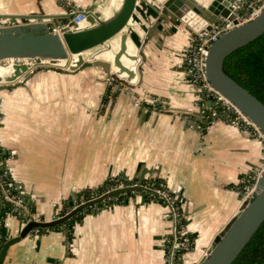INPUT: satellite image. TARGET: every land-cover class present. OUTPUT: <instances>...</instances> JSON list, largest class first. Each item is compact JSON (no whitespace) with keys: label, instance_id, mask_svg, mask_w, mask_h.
Wrapping results in <instances>:
<instances>
[{"label":"crops","instance_id":"obj_1","mask_svg":"<svg viewBox=\"0 0 264 264\" xmlns=\"http://www.w3.org/2000/svg\"><path fill=\"white\" fill-rule=\"evenodd\" d=\"M64 2L91 8L95 1ZM140 8L137 20L149 21L144 27L151 36L139 88L106 98L109 84L98 68L80 75L41 71L28 82L5 83L11 89L0 92V141L6 155L16 152L12 177L46 222L85 190L122 175L138 180L143 169L160 170L146 180L157 179L179 198L195 244L187 264H194L239 211L244 188L264 166V149L251 130L204 113L211 104L184 64L192 31L171 23L157 28L151 8ZM65 9L61 0H0L4 15H59ZM150 96L165 106L154 109L145 101ZM138 198L86 212L71 240L55 228L29 236L11 248L6 263L164 264L167 208ZM4 220L18 235L17 218Z\"/></svg>","mask_w":264,"mask_h":264},{"label":"water","instance_id":"obj_2","mask_svg":"<svg viewBox=\"0 0 264 264\" xmlns=\"http://www.w3.org/2000/svg\"><path fill=\"white\" fill-rule=\"evenodd\" d=\"M61 1L66 6L64 14H0V24L3 26L0 28V60H32V64L3 65L6 72L0 74V92L11 89L5 83H15L22 77L28 82L41 71L76 74L90 68L102 70L107 83L114 80L131 89L139 88V80L146 65L144 49L148 39L140 44L136 30L142 28L143 24L134 21L139 17L138 12L141 14L140 6L148 5L154 14H150L156 21L154 26L158 28L165 23L182 24L192 31L194 37L207 36L220 23L229 22L233 25L232 29L211 45L206 74L215 90L264 133V103L224 69L225 61L232 53L264 35V8L256 18L242 24L239 19L251 11L245 4L248 0H160L154 5L147 3V0H122L119 8H115L109 16L102 15L96 6L82 8ZM152 1L155 3L157 0ZM85 9L86 12L83 11ZM79 15L85 19L75 29H65L62 34L53 32L65 24L73 26L70 20ZM12 22L17 25L9 26ZM146 35L147 38L151 36L149 33ZM113 40L120 43L113 59L101 58L102 54L110 55ZM129 41L136 49L135 54L129 53ZM94 50L97 52L85 58L86 53ZM123 58L133 66L124 65ZM45 63L49 66L42 68ZM32 66L38 67L37 71H32ZM159 171L143 169L138 176L137 186L124 191L142 192L138 199L146 203L143 183L148 174H158ZM124 191H115L83 204L59 220L28 222L18 235L9 238L2 247L0 264H7L11 248L29 238L34 229L58 227L88 207ZM263 224L264 174L256 184L254 199L243 202L239 211L216 236L210 247V256L200 264H234Z\"/></svg>","mask_w":264,"mask_h":264},{"label":"built area","instance_id":"obj_3","mask_svg":"<svg viewBox=\"0 0 264 264\" xmlns=\"http://www.w3.org/2000/svg\"><path fill=\"white\" fill-rule=\"evenodd\" d=\"M237 1L243 2V0ZM255 3H249L248 1L245 2L246 6H248L251 11L247 19L243 20L242 17L239 19L240 23L243 24L249 22L261 13L264 8V0H258L255 1ZM83 11L86 12L87 9ZM84 19L85 17L81 15L73 17L70 20V23H72L73 26L65 24L62 27L54 29L53 32L62 34L65 29L69 28L73 30ZM232 28L233 25L231 23L224 22L215 25L213 30L207 36H196L185 52L184 64L192 84L199 89L201 94H205L207 100L211 104L210 108L204 109V113L208 112L209 117L214 120H222L230 125L251 130L260 140L264 149V133L251 123L230 101L215 90L206 74L211 45L216 42L222 34ZM11 61L13 65L26 64L28 61L32 64V60L27 61L23 58H15L12 60H0V65L9 64ZM145 101L156 110L158 107L165 106L164 100L157 97L150 96ZM159 112L161 113V110ZM15 154V151H11L9 155H6L0 141V200L2 201L0 209L5 210V218L7 216H15L17 218L20 224V232L28 222H44V220L35 210L32 209L31 204H29L27 198L21 190V187L12 177L9 163ZM262 174H264V166L256 171L252 181L244 188V191L242 192L241 205L246 200L254 199L256 184ZM114 181L115 182L112 185L108 186L100 193H93L89 197L82 196L79 200L75 199L71 208L65 212H57L52 221L64 218L72 210L83 204L99 199L100 197L111 194L115 191H124L127 188L137 186L138 184V181L130 183L128 180L120 177L116 178ZM143 186L146 198L151 202H160L164 204L168 211L170 230L165 243L164 264H184L188 254L194 249V239L187 231L186 215L180 204L179 198L168 187L159 183L157 179L145 180ZM128 193H132V197L136 195L140 197L142 194V192L139 191H124L118 193L108 198V203H104L103 208L107 209L112 205L119 204L122 198L128 196ZM41 230L42 229L39 228L34 229L30 236L35 238L39 237L42 234ZM6 233L7 236L5 241H3L2 235L0 234V250L5 242L14 236L8 229L6 230ZM209 256L210 248L203 253L198 264H200L203 259H207Z\"/></svg>","mask_w":264,"mask_h":264},{"label":"trees","instance_id":"obj_4","mask_svg":"<svg viewBox=\"0 0 264 264\" xmlns=\"http://www.w3.org/2000/svg\"><path fill=\"white\" fill-rule=\"evenodd\" d=\"M224 69L226 73L237 81L244 88L249 90L254 96H256L261 102L264 103V35L248 44L247 46L238 49L232 53L225 61ZM111 88L108 90L110 93ZM116 94H114L115 96ZM203 98L207 100L205 94H202ZM107 99L104 98L106 103ZM122 179L128 180L130 183L136 182V179L129 180L126 176H120ZM115 179L108 180L104 185L97 189H88L76 196L70 197L64 205L62 212L67 211L72 207L75 199L79 200L82 196L89 197L93 193H100L108 186L112 185ZM161 183L160 181H158ZM132 193H128V196L122 198L119 204L125 203L132 197ZM147 199V198H146ZM147 201H150L147 199ZM104 203H108V200L102 201L97 205L88 207L87 209L79 212L65 223L55 227V229H64L67 233L68 240L72 239V232L75 224L82 220V217L86 212H94V210L103 209ZM32 209L35 208L31 205ZM5 210L0 209V234L3 241L6 240V226H5ZM52 230L54 228H51ZM51 229H42L41 233H45ZM193 238V237H192ZM194 239V238H193ZM6 243V242H5ZM4 246V245H3ZM234 264H264V224L255 234L251 242L241 253Z\"/></svg>","mask_w":264,"mask_h":264},{"label":"rangeland","instance_id":"obj_5","mask_svg":"<svg viewBox=\"0 0 264 264\" xmlns=\"http://www.w3.org/2000/svg\"><path fill=\"white\" fill-rule=\"evenodd\" d=\"M95 2L93 3L94 5L93 6H96L97 8H98V10L102 13V15H104V16H109L112 12H114V10H115V8L117 9V7H118V5L116 4V0H94ZM248 2L250 3V2H252V3H255V0H248ZM256 4V3H255ZM141 10V13H142V9H140ZM138 14H139V16L141 15L139 12H138ZM249 14H250V11L247 13V14H245L244 16H242V19L244 20V19H247L248 17H249ZM142 16V15H141ZM150 17V16H149ZM145 20H143V19H135L136 20V22H138V23H140V24H143V27L142 28H139L138 29V31H142L141 33H142V37H140L139 38V40H140V44L142 45V44H144V41L146 40V33H147V30H146V28L144 27V26H146V27H148V25L146 24V25H144L145 23H149V21L146 19V18H144ZM147 21V22H146ZM134 23H135V21H134ZM17 24L16 23H14V22H12V23H10V25L9 26H16ZM3 26L0 24V28H2ZM140 29H142V30H140ZM137 30H136V32H138ZM135 32V31H134ZM114 42H116V43H118L119 45H120V43L118 42V41H116V40H113V42L111 43V44H113ZM95 52H97V50H94V51H92V52H89V53H86L84 56H85V58H87V57H89V56H92V54H94ZM71 58V57H70ZM32 62V61H31ZM49 65H47V64H44V65H42V68H47ZM38 68V67H37ZM37 68L36 67H33L32 66V71H37ZM56 68H58V67H56ZM68 68V67H67ZM66 68V69H67ZM90 69H92V68H90ZM90 69H87L88 71L90 70ZM100 72H102V70H100V69H98ZM42 72H49V71H42ZM83 72H85V71H82V72H80V73H78L79 75L80 74H82ZM90 72V71H89ZM49 73H52V72H49ZM95 74H97V73H95ZM94 76H98V75H94ZM15 84H18V83H15ZM109 84V88H111V90L112 91H110V93H109V95H107L106 96V98H109V97H111L110 99H112L113 97H115L114 96V94H117L119 91H120V89L121 90H125V91H132V89L131 88H128V87H126V86H124V85H122V84H119V83H117L116 81H114V80H111V82L110 83H108ZM136 86V85H135ZM241 199H242V197H241ZM7 230V229H6ZM195 245V244H194ZM208 250V249H207ZM205 252V251H204ZM198 262L199 261H197V262H195L194 264H198ZM190 264H192V263H190Z\"/></svg>","mask_w":264,"mask_h":264},{"label":"bare ground","instance_id":"obj_6","mask_svg":"<svg viewBox=\"0 0 264 264\" xmlns=\"http://www.w3.org/2000/svg\"><path fill=\"white\" fill-rule=\"evenodd\" d=\"M121 1H122V0H116V4L118 5L117 9L119 8V6H120V4H121ZM101 14H102V13H101ZM3 22L5 23V22H7V21H4V20H3ZM118 48H119V44L116 43V42H114V43L112 44V51H111L110 55H108V54H102L100 57L103 58V59H108V60L111 61V60L113 59V57H114L113 54H114L115 52L118 51ZM135 51H136V49H135L134 45L132 44V42L129 41V53H131V54H135ZM12 59H14V58H10V60H12ZM23 59H24V58H23ZM25 60L28 61V59H25ZM47 62H48V61H47ZM122 62H123V64L126 65V66H133V64H132V63H129V62L127 61V59H125V58L122 59ZM27 63L29 64L30 62L28 61ZM45 64H46V63H45ZM4 65H13V64H12V61H11L9 64H4ZM2 66H3V65H0V74H3L4 72H6L5 68H3ZM187 262H188V257H187V259H186V261H185L184 264H187Z\"/></svg>","mask_w":264,"mask_h":264}]
</instances>
